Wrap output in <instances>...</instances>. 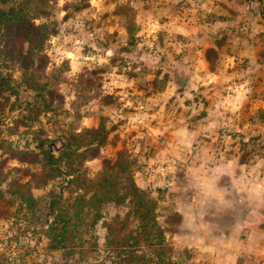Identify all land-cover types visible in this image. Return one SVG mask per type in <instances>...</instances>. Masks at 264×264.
<instances>
[{
  "label": "rangeland",
  "instance_id": "374dc122",
  "mask_svg": "<svg viewBox=\"0 0 264 264\" xmlns=\"http://www.w3.org/2000/svg\"><path fill=\"white\" fill-rule=\"evenodd\" d=\"M16 2L0 0V8L9 11ZM45 10L33 21L48 25L46 57L34 60L46 85L41 94L24 83L22 61L0 60L13 87L4 93L5 105L0 99V169L14 176L13 168L28 166L12 159L11 147L38 152L44 140L58 156L73 133L102 122L108 139L100 158L84 169L94 177L104 158L114 160L122 150L135 161V181L157 200L166 237L163 261L150 257L148 264H202L207 254L191 244L216 241V227L243 215L232 199L264 185V0H53ZM30 52L25 44L17 57ZM29 167L41 171L42 163ZM61 171L33 189L34 210L19 212L15 201L0 206V257L25 264H117L121 249L109 245L105 221L85 235L82 249L50 247L45 231L52 201L70 196V177ZM195 199L207 202L200 222L213 231L190 241L180 234L187 231L173 205ZM127 211L104 209L106 217L119 216L118 242L138 229ZM234 233L229 244L240 239ZM147 249L141 244V253H154Z\"/></svg>",
  "mask_w": 264,
  "mask_h": 264
},
{
  "label": "trees",
  "instance_id": "16d2710c",
  "mask_svg": "<svg viewBox=\"0 0 264 264\" xmlns=\"http://www.w3.org/2000/svg\"><path fill=\"white\" fill-rule=\"evenodd\" d=\"M7 1L9 0H3ZM16 1V7L9 11L0 8V60L4 57V61H22L24 83L40 95L46 85L38 80L39 75L36 72H39L42 66L35 67L34 60L46 57L42 52L48 41V25L37 26L33 21L35 17L46 12V5L53 0ZM127 30L133 38L136 30L134 24H130ZM25 44L31 47V52L17 57L22 55ZM11 90L13 91V87L9 75L0 71V99H4V105L9 100V96L4 93ZM37 98L36 95L34 99ZM1 121L0 118V126ZM108 135L109 131L102 122L96 128L75 132L58 156L44 146V140L39 141L38 152L11 147L12 159L28 166L13 168L15 175L10 173L11 177L0 169V206H11L15 201L19 212L34 210L37 198L33 189L47 186L50 180L60 176L63 167L70 177L66 182L70 196L66 199L62 196L52 201L54 216L45 231L52 249H69L72 252L78 248L82 249L89 242L85 235L92 232L100 221H105L109 245L121 249L117 264H148L153 262L150 257L160 259L161 262L166 237L158 222V202L137 185L133 168L135 161L122 150L114 160L104 158L101 171L94 177H90L84 169L88 161L100 158L101 147L106 143ZM4 141L0 140L1 143ZM38 162L42 163L41 171L29 167ZM4 175H8L9 179L6 180ZM25 177H29L28 180H25ZM4 184L5 190L1 188ZM108 205L127 207V215H133L139 223L138 229L123 236L122 242H118L115 229L119 216L109 218L104 214ZM92 238L94 237L91 234ZM141 244L154 250V253L150 256L141 253ZM0 264L25 263H18L15 259L5 256L0 257Z\"/></svg>",
  "mask_w": 264,
  "mask_h": 264
},
{
  "label": "crops",
  "instance_id": "0c3cea01",
  "mask_svg": "<svg viewBox=\"0 0 264 264\" xmlns=\"http://www.w3.org/2000/svg\"><path fill=\"white\" fill-rule=\"evenodd\" d=\"M242 193V196L236 195L232 199L238 209L242 207L239 209L243 212L242 217L234 219V224L230 222V224L224 225L225 227H222L221 230L216 227L214 233L216 241L201 245L191 244V246L198 247L196 249H200L199 253L207 254L206 258L201 256L202 264H264V185L260 182L251 187L248 194L244 190ZM213 194L217 195V192L214 190ZM249 196L252 198V202L247 199ZM195 200L188 204H182L179 201L173 205L174 211L179 213L184 220L182 229L187 231L180 234L188 236L190 241L195 238L203 239L207 233L213 231L209 229L208 225L200 222L201 215L206 214L205 212L208 210L204 205H207V202L202 199ZM222 205L223 202L219 199V208ZM195 207H197V212L194 216L190 212ZM227 209L230 211L229 207ZM187 219L189 221L185 222ZM231 231L235 232L234 236L240 237V239L232 240L229 244Z\"/></svg>",
  "mask_w": 264,
  "mask_h": 264
},
{
  "label": "water",
  "instance_id": "95a60500",
  "mask_svg": "<svg viewBox=\"0 0 264 264\" xmlns=\"http://www.w3.org/2000/svg\"><path fill=\"white\" fill-rule=\"evenodd\" d=\"M68 174L66 173V176H67Z\"/></svg>",
  "mask_w": 264,
  "mask_h": 264
}]
</instances>
